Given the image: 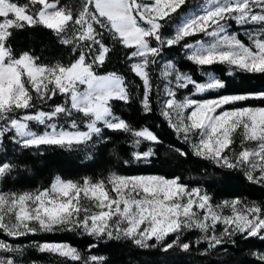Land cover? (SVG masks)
<instances>
[{
  "label": "snow or ice",
  "instance_id": "1",
  "mask_svg": "<svg viewBox=\"0 0 264 264\" xmlns=\"http://www.w3.org/2000/svg\"><path fill=\"white\" fill-rule=\"evenodd\" d=\"M28 29L48 32L64 58L19 48ZM174 52L202 79L182 71ZM237 76L264 78V0H0V264H38L32 252L57 264H111L99 252L109 242L202 256L229 255L231 247L244 257L236 264H264V202L217 203L200 181L108 170L102 178L56 175L34 190L10 187L28 169L26 151L82 153L85 166L104 153L123 167L153 164L163 143L158 125L120 110L136 104L188 146L175 148L178 156L264 190V88L228 92ZM206 93L214 95L197 98ZM67 233L91 240L81 251L35 239ZM253 240L259 245L240 248Z\"/></svg>",
  "mask_w": 264,
  "mask_h": 264
},
{
  "label": "trees",
  "instance_id": "2",
  "mask_svg": "<svg viewBox=\"0 0 264 264\" xmlns=\"http://www.w3.org/2000/svg\"><path fill=\"white\" fill-rule=\"evenodd\" d=\"M201 0H192L193 3H198ZM70 5L78 4L79 0H66ZM190 5H186L181 12L188 10ZM169 32L171 26H169ZM196 36L189 38L194 39ZM17 45L19 48L32 46L42 58L47 61H55L56 59L64 58V51L58 49L51 40L50 34L44 30H25L18 35ZM119 54H117L118 56ZM175 61L182 64V71L187 72L195 79H202L197 74L196 66L190 62L184 61L183 57L174 52ZM119 63V61H117ZM264 88V78H241L239 76L231 80L228 92L248 91ZM211 93L209 97L213 96ZM251 104L258 105V101H251ZM138 105L133 104L131 108L120 106V110L127 113L130 119L138 123L155 127V131L160 136L163 143L158 146L159 159L151 165H133L129 167L120 166L111 161L107 153L98 159L95 163L88 162L85 166V161L82 159L83 154L61 150L49 149L44 155H39L35 152H24L20 157L28 163V169L21 172L16 179L18 184L12 187V190H34L37 187H47L56 175H60L65 179H79L83 175H89L94 178L108 174V170H116L121 174L137 175V174H158L166 177L173 175L180 176L185 182L192 183L200 181L214 196V201L219 202L223 199H228L234 196L247 198L248 201L257 203L264 202V190L258 186L251 185L246 182L242 175L237 173L227 174L225 171L216 170L208 164L207 161H202L198 158L190 157L185 160L176 154L175 148H183L188 150V146L178 140L173 131L167 127L165 123L156 114L143 116L137 110ZM34 129L41 130L40 126ZM10 148L14 147L8 145ZM207 169V175L202 176L201 171ZM198 231H193L189 234L190 239L199 237ZM29 239H33L30 237ZM35 239H44L49 241H68L73 246L78 247L81 251L85 250L90 242L89 237H77L71 233L61 235H45L43 237H35ZM258 241H249L248 243L241 242L240 248H247L252 244L259 245ZM204 244L199 246L203 250ZM94 252L97 250H93ZM219 251V250H217ZM99 252L106 254L111 264H236L242 260L243 255L229 247V255L210 254L208 256L200 255L199 251L193 249L189 253L181 252L178 249L170 250L167 253L161 252L159 248L139 250L130 243L125 242H109L106 246H102ZM30 258L36 259L38 264H57V257L47 254L31 253Z\"/></svg>",
  "mask_w": 264,
  "mask_h": 264
},
{
  "label": "rangeland",
  "instance_id": "3",
  "mask_svg": "<svg viewBox=\"0 0 264 264\" xmlns=\"http://www.w3.org/2000/svg\"><path fill=\"white\" fill-rule=\"evenodd\" d=\"M205 2H206V0H201V1H199L198 3L203 4V3H205ZM187 11H188V10H187ZM187 11H185V12H187ZM200 39H202V36L197 35L194 39H191L190 41L200 40ZM204 39L207 41L208 38H204ZM210 94H211V93H206V94H203V97H197V98H209ZM34 126H35V125H34ZM35 127H37V126H35ZM34 130H36V129H34ZM41 130H42V129H41ZM38 131H39V130H38ZM53 179H54V178H53ZM219 202H220V201H219ZM85 203H87V202L85 201ZM217 203H218V202H217ZM224 211H225V214H227L228 210L225 209ZM217 228H218V231H219V230H220V226L218 225Z\"/></svg>",
  "mask_w": 264,
  "mask_h": 264
}]
</instances>
